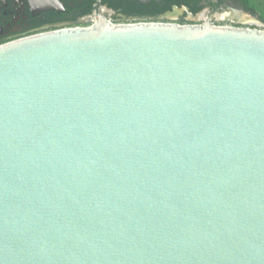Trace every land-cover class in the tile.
Listing matches in <instances>:
<instances>
[{
    "label": "water",
    "instance_id": "water-1",
    "mask_svg": "<svg viewBox=\"0 0 264 264\" xmlns=\"http://www.w3.org/2000/svg\"><path fill=\"white\" fill-rule=\"evenodd\" d=\"M0 264H264V29L1 43Z\"/></svg>",
    "mask_w": 264,
    "mask_h": 264
},
{
    "label": "flooded vegetation",
    "instance_id": "flooded-vegetation-1",
    "mask_svg": "<svg viewBox=\"0 0 264 264\" xmlns=\"http://www.w3.org/2000/svg\"><path fill=\"white\" fill-rule=\"evenodd\" d=\"M63 11H38L30 0H0V44L38 31L86 26L97 18L113 23L168 21L217 25L246 22L231 0H59ZM234 14V15H233Z\"/></svg>",
    "mask_w": 264,
    "mask_h": 264
},
{
    "label": "trees",
    "instance_id": "trees-1",
    "mask_svg": "<svg viewBox=\"0 0 264 264\" xmlns=\"http://www.w3.org/2000/svg\"><path fill=\"white\" fill-rule=\"evenodd\" d=\"M241 9L252 15H257L258 20L264 22V0H231Z\"/></svg>",
    "mask_w": 264,
    "mask_h": 264
},
{
    "label": "built area",
    "instance_id": "built-area-1",
    "mask_svg": "<svg viewBox=\"0 0 264 264\" xmlns=\"http://www.w3.org/2000/svg\"><path fill=\"white\" fill-rule=\"evenodd\" d=\"M166 22V21H164ZM168 22V21H167ZM122 23H132V22H122ZM176 23V22H175ZM180 24V23H179ZM217 25V24H216ZM222 25H229V26H235V27H242V26H245L247 25L245 22H240V23H232V22H229L227 21L225 24H222ZM248 27V26H247ZM258 28H261V29H264V24H260V26ZM49 30H53V29H47V30H43V31H49ZM43 31H38L34 34H31V35H35L37 33H40V32H43ZM18 39V38H17Z\"/></svg>",
    "mask_w": 264,
    "mask_h": 264
},
{
    "label": "rangeland",
    "instance_id": "rangeland-1",
    "mask_svg": "<svg viewBox=\"0 0 264 264\" xmlns=\"http://www.w3.org/2000/svg\"><path fill=\"white\" fill-rule=\"evenodd\" d=\"M234 6H235V7H233L234 9H240V7H238L237 5H234ZM231 12H233V11H231ZM253 18L255 19V21H253L252 23H246L247 25H245L244 27H247V26L248 27H259L260 24H264V22H261L260 20H258L257 15H253Z\"/></svg>",
    "mask_w": 264,
    "mask_h": 264
},
{
    "label": "bare ground",
    "instance_id": "bare-ground-1",
    "mask_svg": "<svg viewBox=\"0 0 264 264\" xmlns=\"http://www.w3.org/2000/svg\"><path fill=\"white\" fill-rule=\"evenodd\" d=\"M233 12L235 15L238 16L239 19H241L242 21H246L245 23H252L253 21H255V19L253 17L251 18L250 16H246L245 14H243L241 12L239 13V11H233Z\"/></svg>",
    "mask_w": 264,
    "mask_h": 264
}]
</instances>
